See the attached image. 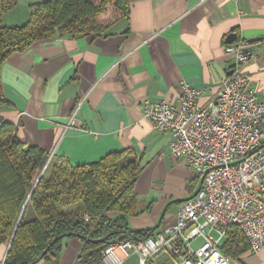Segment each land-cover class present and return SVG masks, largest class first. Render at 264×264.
Instances as JSON below:
<instances>
[{"label": "crops", "instance_id": "0c3cea01", "mask_svg": "<svg viewBox=\"0 0 264 264\" xmlns=\"http://www.w3.org/2000/svg\"><path fill=\"white\" fill-rule=\"evenodd\" d=\"M39 1L17 0L3 23H23L30 4ZM128 1L129 18L111 36H55L10 55L0 72L10 105L1 106L0 114L17 127L19 138L44 149L49 159L65 156L83 164L112 151L138 154L143 166L136 184L140 213L127 223L131 229L155 228L156 234L174 224L200 178L182 158L170 155V135L153 129L141 105L176 95L181 81L201 88L200 103L205 104L229 75L224 46L230 33L236 34L231 43L243 40L253 54L246 67L249 83L264 102V0ZM19 8L25 19L16 21ZM82 244L79 237L65 238L57 264H81ZM7 248L0 242V264ZM240 259L241 264H264V247L247 250Z\"/></svg>", "mask_w": 264, "mask_h": 264}, {"label": "trees", "instance_id": "16d2710c", "mask_svg": "<svg viewBox=\"0 0 264 264\" xmlns=\"http://www.w3.org/2000/svg\"><path fill=\"white\" fill-rule=\"evenodd\" d=\"M16 4L0 0V72L10 55L36 41L55 36L106 38L130 13L128 0H41L30 4L23 23H3V15ZM3 105L10 103L0 76ZM47 158L44 149L19 138L17 127L0 114V242L8 246L3 264H35L41 259L57 264L64 239L76 234L83 243L77 260L100 264L110 244H136L155 235V228L131 229L127 223L140 213L136 184L143 166L138 154L123 149L83 164L52 156L40 175ZM247 249L238 227L227 225L221 252L241 264Z\"/></svg>", "mask_w": 264, "mask_h": 264}, {"label": "built area", "instance_id": "2783aa9c", "mask_svg": "<svg viewBox=\"0 0 264 264\" xmlns=\"http://www.w3.org/2000/svg\"><path fill=\"white\" fill-rule=\"evenodd\" d=\"M224 52L232 72L205 104L203 90L186 81L176 95L142 103L153 129L170 135V155L182 158L200 184L180 205L174 224L136 244H110L103 253L106 264L130 257L132 264H152L159 256L171 264H234L219 244L229 224L238 227L250 253L264 247V102L249 83L246 67L253 54L247 44H225Z\"/></svg>", "mask_w": 264, "mask_h": 264}, {"label": "rangeland", "instance_id": "374dc122", "mask_svg": "<svg viewBox=\"0 0 264 264\" xmlns=\"http://www.w3.org/2000/svg\"><path fill=\"white\" fill-rule=\"evenodd\" d=\"M16 12H17V15H18V17H19L16 21H19V20H21V18L23 17V11L19 8V9L16 10ZM27 14H29V11H27ZM25 16H26V15H24V17H25ZM27 17H28V15H27ZM27 17H26V18H27ZM22 19H25V18H22ZM25 21H26V20H25ZM5 24H6V20H5ZM211 234H212L213 236H215V237L218 236V233L215 232V231H212ZM195 243H196V240L193 242V244L195 245ZM133 261H134V257H130V258L127 259V264H128L129 262L132 263ZM154 263L171 264V261H170L166 256H159V257H157V258L155 259V261H153L152 264H154Z\"/></svg>", "mask_w": 264, "mask_h": 264}, {"label": "water", "instance_id": "95a60500", "mask_svg": "<svg viewBox=\"0 0 264 264\" xmlns=\"http://www.w3.org/2000/svg\"><path fill=\"white\" fill-rule=\"evenodd\" d=\"M235 38H236V34L235 33H230V34H228L227 35V37H226V42L227 43H231L233 40H235ZM258 39H260V38H249L248 40H247V42H253V41H256V40H258ZM232 72V70L230 69L229 71H228V74H230ZM48 160H49V158H47V160H46V162H45V164H44V166H43V168H42V170H41V172H40V175H41V173L43 172V170L45 169V167H46V165H47V163H48ZM39 175V176H40ZM186 200V199H185ZM75 236H77V237H80V235H78V234H76ZM104 240V238H101V239H98V240H93V241H99V242H101V241H103ZM224 242V238H222V239H220V241H219V244L220 245H222V243ZM9 245V244H8ZM8 247V246H7ZM43 255V254H42ZM41 255V256H42Z\"/></svg>", "mask_w": 264, "mask_h": 264}]
</instances>
